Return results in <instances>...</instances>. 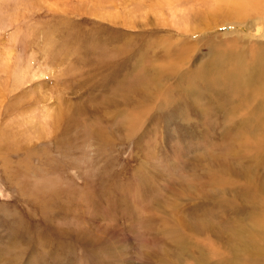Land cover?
Masks as SVG:
<instances>
[{
    "label": "rangeland",
    "instance_id": "rangeland-1",
    "mask_svg": "<svg viewBox=\"0 0 264 264\" xmlns=\"http://www.w3.org/2000/svg\"><path fill=\"white\" fill-rule=\"evenodd\" d=\"M227 15L200 0H0V264H199L215 254L186 229L236 217L213 186L232 176L230 124L179 98L216 45L250 26ZM234 178L228 199L244 186Z\"/></svg>",
    "mask_w": 264,
    "mask_h": 264
},
{
    "label": "bare ground",
    "instance_id": "bare-ground-1",
    "mask_svg": "<svg viewBox=\"0 0 264 264\" xmlns=\"http://www.w3.org/2000/svg\"><path fill=\"white\" fill-rule=\"evenodd\" d=\"M200 1L211 13H227L223 22L247 21L250 26L244 30L233 28L226 42L215 44L221 46L222 50H213L215 53L211 55L210 61H205L206 66H198L194 76L187 77V86L179 98L180 105L185 106L186 110L221 111L223 119L232 126L228 127L230 137H227L229 141L224 150L225 157H229L226 160L229 164L226 163L232 169V176L230 180H227L226 175H219L220 178L214 176L213 186L219 191L215 197L217 204L222 210L226 209L227 213H235L236 217L221 219L222 223L217 222L214 226L206 219L208 216L191 220L196 223L186 220V231L205 238L210 247L212 245L216 248L213 250L215 254L202 252L200 256H204L198 261L199 264H264V42H258L264 38L262 0ZM218 1L226 2L224 7ZM226 7H230V12ZM250 39L251 43L246 44ZM252 39L256 41L252 42ZM201 88L210 93L207 100L204 97L203 102L200 97ZM233 126L242 127L241 131L236 132ZM233 175H238L244 186L242 192L238 190V197L228 199L229 196L226 197L221 191L227 182H230L229 186L237 182L235 178L233 181ZM225 191L228 195L230 189ZM182 221L177 224L179 228L174 234V247H178L177 250L185 255L189 253L186 250L190 242L185 236Z\"/></svg>",
    "mask_w": 264,
    "mask_h": 264
}]
</instances>
